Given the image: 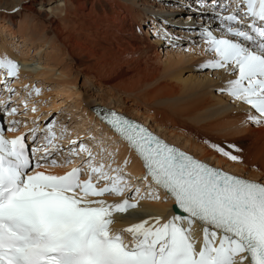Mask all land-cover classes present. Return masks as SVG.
Segmentation results:
<instances>
[{
    "label": "snow or ice",
    "instance_id": "6c2138e0",
    "mask_svg": "<svg viewBox=\"0 0 264 264\" xmlns=\"http://www.w3.org/2000/svg\"><path fill=\"white\" fill-rule=\"evenodd\" d=\"M207 3L227 14L215 12L220 36L202 30L206 50L214 53L203 67L234 76L220 91L258 114H246L247 122L264 125V0ZM0 69L14 76L18 66L5 58ZM15 113L13 108L9 115ZM108 123L142 160L144 179L163 189L186 215L152 216L115 230L113 214L135 209L137 203L130 201L143 199L139 188L137 196L120 203L102 198L132 191L120 168L94 163L92 151L72 140L69 156L86 153L81 166L62 175L39 171L44 163L55 166L49 158L61 151L52 125L34 126L30 137L8 139L0 133V264H264V183L201 162L123 115L112 112ZM38 131L42 142L30 156L26 139L35 144ZM210 146L233 162L241 160L233 154L240 151L234 144L229 150ZM84 166L89 172L82 180ZM149 196L160 199L151 191ZM196 222L202 225L199 247L192 232Z\"/></svg>",
    "mask_w": 264,
    "mask_h": 264
},
{
    "label": "bare ground",
    "instance_id": "6f19581e",
    "mask_svg": "<svg viewBox=\"0 0 264 264\" xmlns=\"http://www.w3.org/2000/svg\"><path fill=\"white\" fill-rule=\"evenodd\" d=\"M187 1V5L193 10L187 12L186 21L197 20V24L203 25L200 30L192 27L194 35L202 34V30L208 28L214 30V35L217 33L216 36H220L218 28L211 19L215 11L214 9L209 11L207 8L210 4L202 3L201 0ZM8 2L0 1V59H10L19 64L18 69L22 70H18L20 73H16L15 78L8 76L7 69H0V83L7 81L6 78L14 77L12 86L17 88L16 94L22 87L21 90L25 95V91L29 89V86L27 89V84L25 85V80H30L28 77L34 79L49 77V80H53L57 73L55 81L62 88L70 89L78 100L81 99L80 93L83 87L89 86V83L98 85L95 89L100 95L92 97V101L88 100L90 103L93 102V107L89 106V102L85 99H81L85 107L81 106L82 102L69 99L68 102L71 104H65L64 106L68 107L62 111L65 115H56V119H59L56 122L55 130L57 129L58 132L56 135L61 132L69 134V131L71 132L72 129L74 131L76 128L85 130L90 142H97L94 146L98 153L101 151L112 156V162H103L106 167L111 165L112 168H120L131 187L133 183L137 188L144 185L160 197V199L147 197L135 200L137 208L129 209L126 213H114L116 222L112 225L113 229H123L152 216L168 219L174 214L173 205L161 193L150 189L148 182L141 176L140 165L132 153L116 138L103 131L101 126L97 127V119L90 114L92 108L110 110L143 126L145 124L150 132L157 133L168 144L191 154L201 162L224 169L232 175L264 183V126L255 127L257 131L251 130L250 123L246 119V114H252L248 105L235 101L228 94L227 99L232 101L229 105V102L226 104L221 101L224 97H220L221 100L219 96L213 97L209 90L217 83L212 84L213 80L210 78L204 80L191 77L188 79L189 82L182 81L178 77L181 73L178 68L188 58L189 52L185 53L180 48L174 50L175 52L166 51L165 60L161 61L160 55L164 49L162 41L157 38L160 32L157 24L163 22L159 20L157 22L145 15L152 12L153 6L157 4L148 0H9ZM170 12L173 11H165L166 14ZM16 18L21 19L18 27L15 24L19 19ZM29 22L39 23L35 25L40 28L39 35L30 34L32 28L30 29L29 26L34 25H27ZM149 22L153 23L152 32L146 29L145 34L141 33L142 27ZM151 37L154 38L153 41L150 40ZM201 46L206 49L205 42ZM201 52L198 51L195 55H203ZM69 71L74 72L75 75L69 77L67 75ZM217 74L216 81L224 82L225 85L228 79L235 78L222 70ZM87 75H91L92 78L86 79L84 76ZM80 78L83 79L81 85L77 81ZM176 82L181 83L177 84V87L188 98L182 100L180 105H168L161 99V95L165 91L175 90ZM102 86L108 91L103 90ZM78 90L81 92L79 93ZM41 94L45 100L49 99L44 92ZM83 94L87 96V93L83 92ZM43 97L37 100L42 101ZM54 103L55 99L52 101L53 105ZM74 110L80 113L75 114ZM45 111L47 113V110ZM22 132L24 131H6L4 136L12 139ZM249 132L258 133L252 139L247 135ZM29 133L26 137H30L31 133ZM37 135H40L38 137H41V141L38 140V143H41L43 133L39 132ZM27 141L29 139H26ZM211 144L220 145L226 150H229L227 148L229 144L236 145L240 151H232L233 154L240 156L241 160L233 162L227 159L215 151ZM49 167L38 170L46 172L51 170L49 173L60 175L66 172L58 171L57 167V169L53 166ZM138 180L140 183H136ZM105 200L114 203L109 199ZM199 231L193 235L196 240L198 237L202 240V231ZM123 235L126 240L131 239L128 233ZM199 242L200 240H197V247Z\"/></svg>",
    "mask_w": 264,
    "mask_h": 264
},
{
    "label": "rangeland",
    "instance_id": "374dc122",
    "mask_svg": "<svg viewBox=\"0 0 264 264\" xmlns=\"http://www.w3.org/2000/svg\"><path fill=\"white\" fill-rule=\"evenodd\" d=\"M0 1L8 2L9 0H0ZM148 1L150 3L157 4V5L155 7L153 6L154 9H152V12L145 14L146 17H149L150 19H155V20H157V22H158V20L163 22V23L157 24L158 28L160 29V32H159L157 38L160 39V42L162 41L161 43H162L163 49H164V51H162L161 52L162 54L160 55L161 61L164 62L166 51L172 50L173 52H175L174 50H176L177 48H180L185 53L189 52L190 55H188V58H186V60H184V63L180 65V68H178L179 72H181L178 77L182 81L183 80L187 81L191 77H193V79L194 78L195 79H202L203 78L204 80L205 79L209 80V78H210L211 80H213L212 84L215 85V83H217L216 86H213L214 87L213 89L209 90V92L212 94V96L216 97V98H218V96H219L220 100L224 97L223 98L224 100L222 99L221 101H224V103H226V104L229 102L228 105L232 104V101L230 102V99H227V97H226L227 93L226 92L222 93L220 91V89L227 87L226 86L227 84L225 85L224 82L219 83L216 81L218 79L217 73H219V70H214L211 68L203 67L205 62H207L208 60H210L214 57V53L208 52L204 47L201 46L202 43L205 42L202 34L197 33L198 35L195 36L194 35L195 33H193L194 29H192V27H194V28L196 27L198 30H200V28L203 27V25L197 24L198 23L197 20L196 21L195 20L194 21H186V18L188 17L187 12H191V10H193L191 8V6L187 5L188 1L187 2H186V0H148ZM228 2L230 3V1H228ZM162 9H166V10L173 11V12L166 14L165 13L166 10L161 11ZM163 14H165V15H163ZM161 17H164V18H161ZM16 19H19V18H16ZM20 21H21V19H19L18 22L15 24V25H17V27L19 26ZM30 24L34 25L32 27L29 26L30 29L32 28L30 31V34L31 35L32 34L33 35H39L40 34V28L38 26H35V25H39V23H37V24H35V23L32 24L31 22L27 23V25H30ZM152 24H153L152 22H149L148 24L146 23V25H144L142 27L141 33L145 34L146 29H148L152 32V30H153V27L151 26ZM1 29H3V28H1ZM212 32H214V30ZM215 33H216V31H215ZM216 35H217V33H216ZM171 36L173 38H171ZM37 38L39 39V37H37ZM150 40L153 41L154 38L151 37ZM187 50H189V51H187ZM198 51L199 52L202 51L203 53L202 52L201 53L203 55H198V54L195 55V53H197ZM30 55H32V54H30ZM17 66H19V64ZM26 69H27V67H26ZM18 70L21 71L22 69L19 68ZM18 70L16 73H20ZM72 74L75 75V73L72 71H69V74L67 73V75L69 77H72ZM3 75H4V73H3ZM3 75H2V78H3ZM55 76H57V73ZM55 76H54L53 80H49V77H47V78L40 77L38 79H34L33 77H28L30 80H25V85L27 84L26 85L27 89L29 86V89H28L29 91L28 90L25 91L26 92L25 95H24L23 90H21L22 87L19 88L18 93L16 94L15 90L17 88H14L12 86L14 81H15V80H13V78L15 76L12 77L11 79L10 78L7 79L6 77H4V78H6L7 81H3L0 83L1 84L0 90L2 91V92L0 91V98H1L0 99V130H1V133L3 132L2 133L3 135H5L6 131H14V130L15 131L22 130V131H24V132H22V134L25 133V135H26L27 131L29 133L30 129H32L34 126L35 127L38 126L37 128L42 129V128L48 127L49 125H52V126L55 125V127L53 126V130L55 133H58L56 131L57 129L55 130L56 124H54V122L56 120H59V119H56V115L57 114H60V116L65 115L62 111L66 110L68 107V106H64L65 104H68V105L71 104L68 102L69 99L74 100V101H78L79 103L82 102L81 106L85 107V105L83 104L84 102L81 99H85V100H87V102H89L88 100L93 99L92 97H97L98 95H100L98 90L95 89V86H98V85H92V84L90 85V83H89L88 84L89 86L83 87L82 93H80L81 90L80 91L78 90L80 95L82 94L81 99L78 100V98L76 96H74L73 93H71L70 89L62 88L61 85H59L55 81V78H56ZM210 76H212V77H210ZM84 77L88 80H90V78H92L91 75H87ZM31 80H33V81L31 82ZM77 81H78L79 85H81V83H83L82 78H80V80L78 79ZM188 82H189V80H188ZM177 84H181V83L176 82L175 83V90L165 91L161 95V99L168 105H180L182 100L188 98L185 94H183V92L181 90L178 89ZM39 86H42V87H39ZM4 87L6 88L5 92L3 91V90H5ZM34 88L39 89V94H37L36 92H33ZM8 89H11L12 91H8ZM102 89L105 91H108V89H106L103 86H102ZM78 91H75V93H78ZM42 92H44V94H46V96L49 99L45 100V98L41 94ZM83 92L87 93V96H84ZM68 93H71V94L68 95ZM40 94H41V96H40ZM40 97L41 98L43 97L42 101L37 100V98H40ZM220 97H222V98H220ZM54 99H55V103H54L55 105L52 104V101H54ZM225 99H227V101H225ZM50 100H51V102H50ZM128 100H130V99H128ZM189 101H190V99H189ZM44 102H45V104H44ZM73 103L74 102H72V104ZM25 105L27 106L26 108H25ZM88 105L93 107V102L92 103L89 102ZM43 106H44V108H43ZM13 108L16 109V113L14 115H9V112H11V109H13ZM33 108H35V111L32 110ZM103 109H105V108H103ZM144 109H145V107H144ZM45 110H47V113ZM250 111L252 114L258 115L254 112V110L250 109ZM74 113L79 114L80 112H77V110H76ZM13 121H17L18 123H12ZM59 124L61 125L62 122ZM67 124H69V123H67ZM13 126H15V127H13ZM260 126H264V125L252 124V123L249 124V127L251 128V130H254V131H257L256 128H258ZM12 129H14V130H12ZM37 133H39V131ZM256 133H258V132H249L247 135H249L253 139V138H255L254 136L256 135ZM60 135L63 136L64 138L63 137L60 138ZM70 135H71V137H70ZM57 137H58V139L55 140L54 143L61 149V151L58 154H54L49 159L50 160L55 159L57 161V164H56L57 166L55 165V166H53V168L54 169L58 168V171H61V172L66 171L67 172V171H70L74 167H79L84 163V161L87 158L86 153H83V152H81V154L78 153L75 156H69L68 155L69 142L72 140L77 141V144L75 145V147H77V148H78L80 143H84L86 146H88V148L92 151L93 156L94 157L96 156L94 163L99 164V162H104V161L112 162L113 161L112 156H108L105 152L102 153L100 150H99L100 151L99 153L97 152V148L94 146V145H97V142L96 143L90 142V140H89L90 138L86 134L85 130H81L79 128H76V129H74V131H73V129L71 132L69 131V134H68V132H66V133L61 132V133H59V135ZM66 141H67V143H66ZM36 144H37V141H36ZM36 144L34 146H36ZM76 156L78 157V159H76ZM66 157L71 160V163H65L64 162ZM42 163H43V161H42ZM46 164L49 165V163H45L44 167H46ZM48 168H50V167H48ZM48 172H51V170ZM88 172H89V170L87 169L86 166H84L82 173H81V179L82 180L88 178V176H87ZM120 174L122 175L123 173H120ZM122 176H124V178L126 177V175H122ZM136 183H140V181L138 180ZM134 184L135 183H133V185L131 187L132 191H130V192L126 191L125 193H123L119 197L118 196L116 197V195H106L102 198L109 199L114 203H120L126 197L133 196V194H134V196H137V194L134 191V189L137 187ZM101 186H103L102 183H101ZM144 187H145L144 185H141L139 187V189H140L139 196H142L143 198H147V197L150 198V196H148L149 194H147V193H149V189H147L146 187L144 188ZM130 202L134 203L135 200H132Z\"/></svg>",
    "mask_w": 264,
    "mask_h": 264
}]
</instances>
